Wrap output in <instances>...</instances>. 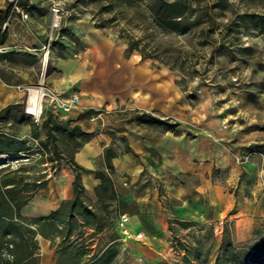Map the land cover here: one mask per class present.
<instances>
[{"label": "rangeland", "instance_id": "1", "mask_svg": "<svg viewBox=\"0 0 264 264\" xmlns=\"http://www.w3.org/2000/svg\"><path fill=\"white\" fill-rule=\"evenodd\" d=\"M19 1L6 0L4 7L12 3L13 17L22 20L42 16L45 29L40 49L0 52V78L24 91L20 108L0 114V130L25 148L13 156L0 152V167L6 166L0 169V178L7 176L24 190L30 188L25 182H44L22 207L23 215H46L72 197L67 161L89 138L75 137L70 129L78 122L84 128L83 118L75 121L80 114L105 122L98 130L107 127L106 116H114L111 148L119 154L127 149V141L117 131H134L136 115L145 113L135 99L123 95L114 102L105 97L94 107H83L81 98H101L102 93L91 91L86 96L60 84H155L163 94L182 99L189 112L188 127H176L178 121L156 113L176 123L172 128L176 134L181 129L201 131L203 126L205 135L214 138L213 128L219 127L223 136L216 140L226 148V156L237 151L240 164L252 156L264 157V0H170L183 9L182 16L170 19L172 24L163 18L158 0H24L28 7ZM15 4L22 12L14 9ZM46 53L49 58L43 67ZM40 83L47 94L36 116L27 111V94L29 87ZM73 94L78 96L76 106L62 110L58 102ZM77 107L83 112L74 117L71 112ZM48 115L52 140L44 125ZM145 125L165 130L162 124ZM129 155L131 162L136 160V154ZM226 156L223 163L213 157L203 185L198 186L200 179L190 174H176L172 184L168 180L164 184L157 172L156 177L150 175L154 180L148 177L138 189L127 186L138 196L149 190L150 197L131 198L119 206L108 202L105 229L94 233L81 225L71 240L87 244L94 253L114 239L111 264H214L228 244L246 264H264V216L256 214L250 199L251 188H264V182L245 171L234 175ZM119 212L128 213V230L143 231V240L122 236L117 228ZM37 242L39 264L45 259L55 264L60 238L51 242L38 235Z\"/></svg>", "mask_w": 264, "mask_h": 264}, {"label": "crops", "instance_id": "2", "mask_svg": "<svg viewBox=\"0 0 264 264\" xmlns=\"http://www.w3.org/2000/svg\"><path fill=\"white\" fill-rule=\"evenodd\" d=\"M6 0H0V8L5 6ZM42 16H30L27 20H22L20 17H12L7 24V38L6 41L0 45L5 47L9 53L30 51L32 48L40 49L43 46V35L45 32L44 27L41 26ZM60 60H62L60 58ZM63 65L61 62H57ZM10 83L4 82L0 78V108L14 103H21L24 100V91L20 89L19 85H9ZM21 84V83H15ZM59 85V84H58ZM63 89L72 90L77 89L89 95V92L95 91L102 93L99 96L83 97L80 99V104L83 107H94L103 98H108L114 102L119 95L131 97L136 100V104L144 108V112L156 116V113L165 116H170L178 121L179 126L188 127L185 117L189 114L185 108L182 99L173 95L169 97L161 90H158L155 84H60ZM134 93H136L134 95ZM82 109L76 108V117ZM84 115L80 114L75 119L76 122L83 121L85 126L83 131L85 136H89L80 146L74 151V161L80 166L91 170L86 171L83 169L77 170L80 175L81 182L84 186L85 194L91 199H96L95 186L100 182L92 170L97 168L106 167L104 165L103 151L105 147L111 148V142L114 136L113 129L116 124L112 123L113 115L105 117L106 126L102 130H98L103 126L99 121H92ZM113 122H116L114 120ZM81 125V122H78ZM198 128V127H197ZM202 130L196 129L193 133H188L181 129L179 133L171 129L160 131L157 129L149 128L145 124L136 121V129H122L117 132H122L127 141V149L122 153H117L111 159L114 167L110 176L114 182L116 191V203H121L129 199H137L143 201L146 197H150L148 190L145 196H138L134 191L127 186L133 185L136 189L138 186L144 184L148 177L154 180L157 172L160 174V180L164 184H172L173 176L176 174H190L199 178V185L204 184L203 178L206 176V170L212 166L213 157L215 161L224 160L226 156V148L223 147L221 142H217V138L222 137L219 127L213 128L215 137L211 138L205 135L203 126ZM179 129V128H177ZM219 141V140H218ZM129 154H136V160L131 162ZM237 151L232 154H227L226 159L229 160L228 168H230L234 175H241L243 171L253 175L252 177L259 178L264 182V157L252 156L251 161L245 164H240L237 158ZM134 156V155H133ZM211 160V163L209 162ZM208 167H207V166ZM261 169L258 170V167ZM207 167V168H206ZM245 169V170H243ZM72 181L74 179V170L71 167ZM150 175H153L151 177ZM168 180V183H167ZM258 182V181H256ZM256 186V183H254ZM63 197L66 194L65 189L61 191ZM251 203L252 209L256 210V214L264 216V188L262 186L256 188L254 191L251 188ZM153 197V196H151ZM155 197V196H154ZM53 210V209H52ZM254 211V210H253Z\"/></svg>", "mask_w": 264, "mask_h": 264}, {"label": "trees", "instance_id": "3", "mask_svg": "<svg viewBox=\"0 0 264 264\" xmlns=\"http://www.w3.org/2000/svg\"><path fill=\"white\" fill-rule=\"evenodd\" d=\"M158 1L159 8L163 12V18H169L168 24L174 23V20H170L173 17L182 16L183 9L176 6L177 1ZM19 3L28 7L24 0H20ZM11 4L9 2L6 7L0 8V45L7 38V26L4 27V24L9 23L15 15V12H11ZM3 57L6 58L7 55L4 54ZM20 107V103L8 104L0 109V114ZM50 119V115L46 116L44 125L52 140L54 135L49 128ZM136 121L150 125L162 124L165 129L176 126V123L167 122L148 113L137 114ZM70 129L75 137L86 135L79 124L71 126ZM19 143L12 135L0 130V152H4L8 156L16 155L25 149L20 148ZM81 144L79 143L78 146ZM53 146L55 148V145ZM56 155L57 158H63L57 152ZM73 155L74 152L67 161L75 171L72 181L73 195L63 199L54 210L46 215L28 217L21 212L22 207L27 204L34 192L44 185V182H25L30 188L24 190L16 188V185L10 182L11 180L7 176L0 178V264H39L38 235L49 239L51 242L55 238H60L55 264H111L115 259L114 239L100 251L92 253L87 250V244H78L72 241L70 237L81 225L91 228L94 233H100L105 229L108 214L107 204L112 201L116 202L117 199L114 182L110 176L114 169L111 159L117 153L112 148L105 147L103 158L107 170L103 168L92 170L100 179V182L95 186V200L85 194L80 175L77 173L79 169L91 170L77 164ZM5 167L1 166L0 169L4 170ZM78 220L81 222L80 225ZM214 264H246V262L240 256V252L228 244L223 246L222 255Z\"/></svg>", "mask_w": 264, "mask_h": 264}, {"label": "built area", "instance_id": "4", "mask_svg": "<svg viewBox=\"0 0 264 264\" xmlns=\"http://www.w3.org/2000/svg\"><path fill=\"white\" fill-rule=\"evenodd\" d=\"M14 9L17 10L18 12L20 11L21 8L15 4ZM23 17H27V14H23ZM55 25V23H54ZM0 52H7V49L5 47L0 46ZM45 64L43 65V67ZM45 94H47L45 92ZM44 94V95H45ZM53 98V97H52ZM78 103V96L76 94L71 95L70 97L66 98L64 101H59L58 106L64 110V111H70L73 109L76 104ZM128 223H129V215L127 212H119L118 213V218H117V228H119L122 236L125 238H130L133 237L136 240H143L145 233L141 230L137 231L134 234H131L130 231L128 230Z\"/></svg>", "mask_w": 264, "mask_h": 264}, {"label": "bare ground", "instance_id": "5", "mask_svg": "<svg viewBox=\"0 0 264 264\" xmlns=\"http://www.w3.org/2000/svg\"><path fill=\"white\" fill-rule=\"evenodd\" d=\"M49 56L47 53L43 57V65H46V62L48 60ZM42 65V66H43ZM41 81H43V75L40 76ZM45 94V89L43 84L40 83V85L35 87H29L28 94H27V111L39 116L42 112L43 107V95ZM136 93H134L135 95ZM42 264H48L47 259L42 261Z\"/></svg>", "mask_w": 264, "mask_h": 264}]
</instances>
